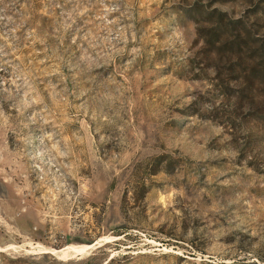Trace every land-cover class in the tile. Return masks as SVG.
Listing matches in <instances>:
<instances>
[{
	"label": "rangeland",
	"instance_id": "rangeland-1",
	"mask_svg": "<svg viewBox=\"0 0 264 264\" xmlns=\"http://www.w3.org/2000/svg\"><path fill=\"white\" fill-rule=\"evenodd\" d=\"M0 264H264V0H0Z\"/></svg>",
	"mask_w": 264,
	"mask_h": 264
},
{
	"label": "bare ground",
	"instance_id": "bare-ground-1",
	"mask_svg": "<svg viewBox=\"0 0 264 264\" xmlns=\"http://www.w3.org/2000/svg\"><path fill=\"white\" fill-rule=\"evenodd\" d=\"M58 255H65L66 256V252L65 251H60L57 253Z\"/></svg>",
	"mask_w": 264,
	"mask_h": 264
}]
</instances>
